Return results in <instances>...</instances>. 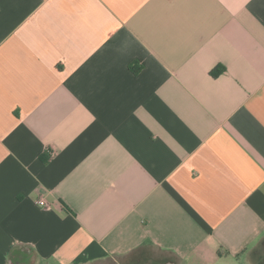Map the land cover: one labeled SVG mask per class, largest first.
Returning a JSON list of instances; mask_svg holds the SVG:
<instances>
[{"label": "crops", "instance_id": "1", "mask_svg": "<svg viewBox=\"0 0 264 264\" xmlns=\"http://www.w3.org/2000/svg\"><path fill=\"white\" fill-rule=\"evenodd\" d=\"M128 255L264 264V0H0V264Z\"/></svg>", "mask_w": 264, "mask_h": 264}, {"label": "rangeland", "instance_id": "2", "mask_svg": "<svg viewBox=\"0 0 264 264\" xmlns=\"http://www.w3.org/2000/svg\"><path fill=\"white\" fill-rule=\"evenodd\" d=\"M126 257H129L128 259H126ZM147 262L146 264H153L152 261H145ZM79 264H87V263H84V262H81ZM97 264H139L137 262V259H131V257L128 255V256H125V257H122L121 259H106L104 261H101Z\"/></svg>", "mask_w": 264, "mask_h": 264}, {"label": "trees", "instance_id": "3", "mask_svg": "<svg viewBox=\"0 0 264 264\" xmlns=\"http://www.w3.org/2000/svg\"><path fill=\"white\" fill-rule=\"evenodd\" d=\"M128 68L132 71V73H137L141 69V66L138 65L135 61V62L129 64ZM223 70H224V68L222 66H216L210 71V74L212 76H216V75L220 74L221 72H223Z\"/></svg>", "mask_w": 264, "mask_h": 264}, {"label": "built area", "instance_id": "4", "mask_svg": "<svg viewBox=\"0 0 264 264\" xmlns=\"http://www.w3.org/2000/svg\"><path fill=\"white\" fill-rule=\"evenodd\" d=\"M36 202L42 207H49V204L43 198L38 199Z\"/></svg>", "mask_w": 264, "mask_h": 264}]
</instances>
